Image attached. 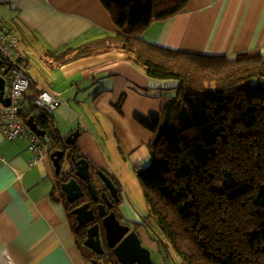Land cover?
Masks as SVG:
<instances>
[{"label":"trees","instance_id":"trees-1","mask_svg":"<svg viewBox=\"0 0 264 264\" xmlns=\"http://www.w3.org/2000/svg\"><path fill=\"white\" fill-rule=\"evenodd\" d=\"M187 2L100 0L119 33L57 57L66 64L116 50L149 78L176 82L158 116L134 118L153 135L149 164L134 170L163 239L157 243L169 246L181 264H264V61L247 53L226 58L174 51L142 38L151 23L184 13ZM20 107L25 121L33 117L46 132L44 151L65 146L51 115L32 98L22 97ZM72 151L86 158L77 146ZM63 181L55 175L52 196L62 202L81 254L119 264L105 237L101 256L84 246L86 230H76Z\"/></svg>","mask_w":264,"mask_h":264},{"label":"crops","instance_id":"crops-1","mask_svg":"<svg viewBox=\"0 0 264 264\" xmlns=\"http://www.w3.org/2000/svg\"><path fill=\"white\" fill-rule=\"evenodd\" d=\"M0 21L18 34L29 66L33 81L24 96L35 104L44 90L62 101L51 114L59 134L78 130L77 148L100 169L108 170L103 152L113 146L128 162L137 157L133 169L143 166L153 135L134 118L158 116L177 83L149 78L116 50L66 64L57 57L119 33L100 0H0ZM142 38L174 51L264 61V0H188L184 13L151 23ZM33 156L27 141L7 140L0 127V264H104L79 251L65 208L52 196L51 161L31 165Z\"/></svg>","mask_w":264,"mask_h":264},{"label":"water","instance_id":"water-1","mask_svg":"<svg viewBox=\"0 0 264 264\" xmlns=\"http://www.w3.org/2000/svg\"><path fill=\"white\" fill-rule=\"evenodd\" d=\"M1 65V61H0ZM3 74H0V105L7 106L8 100L5 97V80ZM26 125L29 129L40 137H45L46 132L38 128L33 117H29L26 121ZM80 136V132L75 130L70 135L64 139V144L70 147L76 146V140ZM63 151L54 150L49 153V160L51 161L54 175H59L61 171V159L63 157ZM70 162L73 163L75 168V176L85 182L89 195L97 201L99 197L97 196L96 190L90 181L89 175V162L86 158H80L75 160L74 157L70 158ZM97 175L100 181L103 183L108 194L118 201L117 189L114 186L112 180L104 173V171L99 170ZM62 192L65 194L68 202L72 203L75 200L82 197V192L80 186L76 183L74 179L68 182H63L60 184ZM101 199L103 204H99L98 215L103 217L102 228L104 230V236L106 241V246L111 249L119 262V264H154L150 252L142 247L140 239L135 231H129V226L122 225L116 218L113 212L109 213L104 217L105 214V204L109 205V199L105 192L101 194ZM75 215L77 222L76 229L82 228L87 223L94 220V216L91 210L88 209V205L84 204L80 207L75 208L72 212ZM84 246L91 250L96 256H101L104 253V249L101 245L99 237V227L97 224L89 227L86 230V239L84 241ZM96 260H93L95 262Z\"/></svg>","mask_w":264,"mask_h":264},{"label":"built area","instance_id":"built-area-1","mask_svg":"<svg viewBox=\"0 0 264 264\" xmlns=\"http://www.w3.org/2000/svg\"><path fill=\"white\" fill-rule=\"evenodd\" d=\"M19 37L10 26L0 21V74L5 80V97L7 106L0 105V127L7 140L21 139L28 143V150L34 154L30 164H37L48 158L44 151V139L32 132L26 125L20 112L23 95L30 87L33 79L29 73L27 61L18 52ZM62 101L42 90L35 98V105L48 115H51Z\"/></svg>","mask_w":264,"mask_h":264},{"label":"rangeland","instance_id":"rangeland-1","mask_svg":"<svg viewBox=\"0 0 264 264\" xmlns=\"http://www.w3.org/2000/svg\"><path fill=\"white\" fill-rule=\"evenodd\" d=\"M145 148V146H142L141 150ZM103 154L108 170L100 169L90 163L89 172L92 175L93 185L96 186L97 189L101 187L97 171L102 170L109 178L112 177L110 180L114 182L113 184L117 189L118 198L114 211L119 217V222L128 225L132 231L136 232L142 247L150 252L154 264H181L169 246L164 247L157 243L156 239L158 237L161 238V235L155 225L154 217L150 214L149 205L146 202L144 192L136 178L135 170L133 169V161H135L137 157L132 160L133 163L131 161L128 162V158H122L117 146L111 147L110 151L106 149ZM140 154L141 151L138 150L135 156H139ZM144 155L145 153L141 156L142 160L139 159L140 165L149 164L150 160L148 156L144 157ZM130 156L132 159L133 154Z\"/></svg>","mask_w":264,"mask_h":264},{"label":"flooded vegetation","instance_id":"flooded-vegetation-1","mask_svg":"<svg viewBox=\"0 0 264 264\" xmlns=\"http://www.w3.org/2000/svg\"><path fill=\"white\" fill-rule=\"evenodd\" d=\"M67 147H69V148H67ZM54 150H61V151L64 152L63 153V157H62V159L60 161V163H61V171H60V174L58 175V178L59 179H68V181L71 180V179H74L76 181V183L80 186L81 192L83 194L82 197H80L79 199L75 200L72 203L69 202V204L75 205L74 209L77 208V207H80L81 205L87 204L88 205V209L92 211L93 216H94V220L93 221H91L90 223H87L86 225H84L80 229L87 230L89 227L97 224L98 227H99V237H100V241H102V237H105L104 236V230H102L103 229L102 228V219H103V217H100L98 215V208H97V206L99 204H103L104 203L103 200L101 199V194L103 192H105L107 194L108 199H109V205H110V206H108V205L105 204V214H104V217L107 216L111 212H113V213L115 212L114 211V207H115V205H116V203L118 201H116L115 199H113L108 194L107 190L104 189L103 183L101 181H100V183H101L100 189H97L96 186H95V190H96L97 196L99 197V199L97 201H95L89 195V192L87 190V187H86L85 182L75 176V168L73 166V163L70 162V158L71 157H74L75 160H78V159L76 157V154L72 151V147L67 146V145H65L64 147H61V145H59ZM65 165H66V168H65ZM89 175H90V172H89ZM68 181H63V182H68ZM90 181L93 184L92 175L90 176ZM122 225H124V224H122ZM76 230H79V229H76ZM129 231H132L130 227H129Z\"/></svg>","mask_w":264,"mask_h":264}]
</instances>
